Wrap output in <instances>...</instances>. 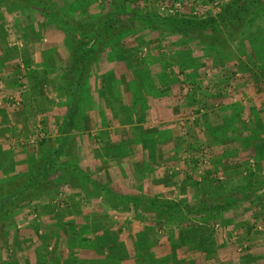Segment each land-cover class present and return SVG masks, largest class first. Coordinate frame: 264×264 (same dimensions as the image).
Wrapping results in <instances>:
<instances>
[{"label":"rangeland","instance_id":"374dc122","mask_svg":"<svg viewBox=\"0 0 264 264\" xmlns=\"http://www.w3.org/2000/svg\"><path fill=\"white\" fill-rule=\"evenodd\" d=\"M223 76L264 90V0H0V264H264V114Z\"/></svg>","mask_w":264,"mask_h":264},{"label":"crops","instance_id":"0c3cea01","mask_svg":"<svg viewBox=\"0 0 264 264\" xmlns=\"http://www.w3.org/2000/svg\"><path fill=\"white\" fill-rule=\"evenodd\" d=\"M227 77H229V76H227ZM225 78L226 77L223 76V78L221 80H219L220 82L215 87V90H213L214 92H216L215 93V94H217L216 96H218L219 98H221V99H219V98L216 99L219 102L221 101V104L218 102V104H220L219 105V108H223L224 107L223 106L224 104H222V103H224V100H226L227 103H234V102H237V100H239V102H243L244 103V106L247 108V110H245V111H248V113H246V112L244 113V116L246 115L245 117L248 118L247 121H246L248 123L251 121L250 120L251 118L256 117L255 115H250L251 117H248L250 113L252 114V113H255L256 111L259 110V111H261V113L264 114V110H262V109H264V103H263L264 102V90H262L259 93H255V92H253L254 91L253 90L252 93H250V94L247 91L246 92H241L240 94H238L237 91H235V88H234L236 86V84H235L233 78H229V79H225ZM236 82H239V80H237ZM190 86L191 85H189L188 87L187 86H184V88H183V94H184V91H185V94H187V91L190 92ZM243 96H245L247 99L246 98H244V99L241 98L242 99L241 100L240 97H243ZM158 101L161 102V103L164 102V104L166 105L165 113H163L162 110H161L162 116H165L166 118H168L169 115L172 116L173 107H169L168 106L169 105L168 99L167 98H165V99L162 98V99H160ZM226 106H230V105L227 104ZM251 107H253V109ZM228 115L230 116L231 114L229 113ZM246 128L249 129V126L248 127L246 126ZM246 131L247 130H245L243 132V129L242 130H238V129H234V128H229V130L226 131V133L228 134V137H230L231 140H234V139L236 140L235 141V143H236L235 144V148H239L240 146L241 147L242 146L245 147V145L243 143H239V145L237 143L239 141L241 142V139H242L241 137L242 136L240 134L242 132H243V134H246ZM249 131H250V134H256L257 133L260 136L259 138L264 137V126H262V125L255 126V128L249 129ZM257 139L258 138L255 139V142L257 141ZM19 142H20V140H19ZM252 144H254V143H252ZM230 146H233L232 143H231V141H230ZM253 149H254V147H253ZM239 154L236 153L234 157L230 158L231 159L230 162H232L233 164H237V161H238L237 160V158H238L237 155H239ZM233 158H235L236 160L235 159L233 160ZM249 257H253L254 260H255V258H257V257L260 258L261 256L254 255L253 254V255H249Z\"/></svg>","mask_w":264,"mask_h":264},{"label":"trees","instance_id":"16d2710c","mask_svg":"<svg viewBox=\"0 0 264 264\" xmlns=\"http://www.w3.org/2000/svg\"><path fill=\"white\" fill-rule=\"evenodd\" d=\"M251 0H249L250 2ZM248 4H243V5H240L237 7L236 10H234V14H239L241 12L242 9L246 8ZM216 20H212V21H208V22H204L202 23V25L200 24V27L202 29H206L208 27H214L215 25ZM110 25V22L107 23V26ZM199 27V26H198ZM101 29V28H100ZM102 30L100 31H95V36H99V34H101ZM68 36L69 38L71 39L72 43H75V50H74V56H75V59H74V63L72 65V68L70 69L69 71V77H68V85H69V91L71 94H74L75 98H77L78 96V84L80 83L81 79H82V73L80 71H82V62L85 58V55L88 54L90 51H91V47L90 46V41L88 42H83L82 40H80L77 36L71 34V33H68ZM75 85L76 88H75ZM111 194V192H109ZM112 195V194H111ZM129 199L130 201H133V199L131 198H127Z\"/></svg>","mask_w":264,"mask_h":264}]
</instances>
